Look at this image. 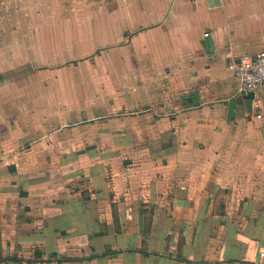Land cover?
<instances>
[{
  "label": "crops",
  "instance_id": "0c3cea01",
  "mask_svg": "<svg viewBox=\"0 0 264 264\" xmlns=\"http://www.w3.org/2000/svg\"><path fill=\"white\" fill-rule=\"evenodd\" d=\"M35 6L0 0V264H264V85L233 71L264 0L72 6L65 41Z\"/></svg>",
  "mask_w": 264,
  "mask_h": 264
},
{
  "label": "rangeland",
  "instance_id": "374dc122",
  "mask_svg": "<svg viewBox=\"0 0 264 264\" xmlns=\"http://www.w3.org/2000/svg\"><path fill=\"white\" fill-rule=\"evenodd\" d=\"M103 1L104 0H47V7L44 8L42 6V7L36 8L35 6L34 9L32 7L33 10L31 12L27 14H21V17H22V21L29 22L30 26H32V29L29 32L33 34V39L35 38L36 34L40 31L38 30V32H36L41 22L42 23H52L53 22L54 24L58 22V24L52 25L54 26V28L47 30V36L51 37V36H55L56 34H59L60 37L65 41L66 39L70 38L73 35V31L68 28L69 26L67 24L71 20V16L68 15L66 12L69 11V9L72 6L74 8L84 7V6H95V5H100ZM60 7L63 8L62 15L59 12ZM82 10L83 8L81 9V11ZM81 16L84 18L82 23H86V25H88V22H87V19H89L88 14H81ZM34 25L36 26V28L33 29ZM49 27H51V25H49ZM86 27H89V26H86ZM93 30L96 32L99 31L96 29H93ZM79 32H82V39L84 37H86L87 39H89V37L91 36L94 37L93 31L91 32L90 29H82V31L80 29ZM88 47H90V45L88 44L84 45L85 51L87 50L86 48ZM64 49H67V47L64 46ZM63 53L64 55L66 54L65 51H63ZM49 54H50V51H49ZM67 56L68 54H66L64 58ZM51 62H53V64H55L56 62L58 63V61L56 60L51 61ZM105 69H106V65L103 59V54H102V56H99L98 59L95 62H93V64H91L90 62L81 64L79 67V73L85 80H88L89 75H97L98 73H101ZM93 72L95 73L93 74Z\"/></svg>",
  "mask_w": 264,
  "mask_h": 264
},
{
  "label": "built area",
  "instance_id": "2783aa9c",
  "mask_svg": "<svg viewBox=\"0 0 264 264\" xmlns=\"http://www.w3.org/2000/svg\"><path fill=\"white\" fill-rule=\"evenodd\" d=\"M207 36V34H204ZM239 95L255 94L264 85V53L245 56L233 68Z\"/></svg>",
  "mask_w": 264,
  "mask_h": 264
},
{
  "label": "water",
  "instance_id": "95a60500",
  "mask_svg": "<svg viewBox=\"0 0 264 264\" xmlns=\"http://www.w3.org/2000/svg\"><path fill=\"white\" fill-rule=\"evenodd\" d=\"M243 100H250L253 98V94L249 93L247 95H244L241 97ZM234 104H235V97H232L229 99L228 101V105H227V117L231 118L233 116V108H234Z\"/></svg>",
  "mask_w": 264,
  "mask_h": 264
},
{
  "label": "trees",
  "instance_id": "16d2710c",
  "mask_svg": "<svg viewBox=\"0 0 264 264\" xmlns=\"http://www.w3.org/2000/svg\"><path fill=\"white\" fill-rule=\"evenodd\" d=\"M113 216H114V213H113Z\"/></svg>",
  "mask_w": 264,
  "mask_h": 264
}]
</instances>
